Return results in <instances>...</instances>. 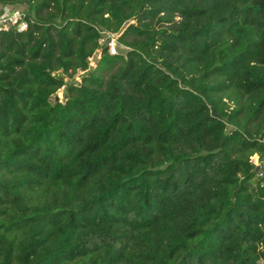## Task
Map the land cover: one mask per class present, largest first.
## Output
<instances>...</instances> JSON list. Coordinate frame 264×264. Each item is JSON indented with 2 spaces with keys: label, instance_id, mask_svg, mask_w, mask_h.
<instances>
[{
  "label": "trees",
  "instance_id": "trees-1",
  "mask_svg": "<svg viewBox=\"0 0 264 264\" xmlns=\"http://www.w3.org/2000/svg\"><path fill=\"white\" fill-rule=\"evenodd\" d=\"M21 3L0 30V264H264V0H0ZM103 32L128 52L90 71Z\"/></svg>",
  "mask_w": 264,
  "mask_h": 264
},
{
  "label": "rangeland",
  "instance_id": "rangeland-1",
  "mask_svg": "<svg viewBox=\"0 0 264 264\" xmlns=\"http://www.w3.org/2000/svg\"><path fill=\"white\" fill-rule=\"evenodd\" d=\"M13 12H18L22 17L30 14L33 16V12L31 9V6L29 3H21L16 5H10V6H0V20L3 16H9V14ZM135 23V22H131ZM101 48L98 50L92 58L89 60V68L90 71L97 70L98 64L103 57L104 50L108 48V51L110 54H123L126 55L128 52V49L118 43V38L120 37V34H111L107 32H103L101 35ZM113 73V70L111 71H105L102 72L101 75L103 76L104 80H107L109 75ZM61 74V73H60ZM88 72H77L75 75H73L71 78H69L67 75H63L66 83V87L60 89L55 95L52 96L51 101L54 103L55 101L59 102H65L66 101V92L67 87L69 85H80L82 83L83 77L87 75ZM231 108L234 107V104L230 101L225 100ZM251 161L255 165L256 169L254 171V181L257 179H264V157H260L258 155H255L251 158Z\"/></svg>",
  "mask_w": 264,
  "mask_h": 264
},
{
  "label": "built area",
  "instance_id": "built-area-1",
  "mask_svg": "<svg viewBox=\"0 0 264 264\" xmlns=\"http://www.w3.org/2000/svg\"><path fill=\"white\" fill-rule=\"evenodd\" d=\"M22 16L18 12H13L9 14V16H3L1 17L0 20V30H8L12 25H17ZM26 29V24L21 23L20 24V30H25Z\"/></svg>",
  "mask_w": 264,
  "mask_h": 264
},
{
  "label": "water",
  "instance_id": "water-1",
  "mask_svg": "<svg viewBox=\"0 0 264 264\" xmlns=\"http://www.w3.org/2000/svg\"><path fill=\"white\" fill-rule=\"evenodd\" d=\"M211 114H212L213 117H216V118L218 117V115L216 114L214 108H211Z\"/></svg>",
  "mask_w": 264,
  "mask_h": 264
}]
</instances>
